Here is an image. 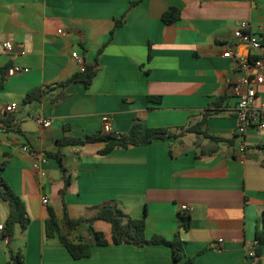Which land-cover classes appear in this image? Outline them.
Wrapping results in <instances>:
<instances>
[{"label":"crops","instance_id":"crops-1","mask_svg":"<svg viewBox=\"0 0 264 264\" xmlns=\"http://www.w3.org/2000/svg\"><path fill=\"white\" fill-rule=\"evenodd\" d=\"M171 7L182 15L167 24L163 16ZM244 22L248 32L264 37V0H0V163H7L1 176L23 199L31 220L26 231L17 227L8 244L0 240V264L9 261L6 247L22 251L26 264H173L167 246L115 245L111 224L102 220L93 225L109 244L75 260L58 237L46 234L49 208L63 217L60 191L66 175L71 218L91 217L113 201L145 220L148 238L171 241L179 234L185 249L179 264H246L264 213V129L239 134L231 86L253 81L256 71L224 57L230 48L250 64L264 60V45L251 50L238 44L235 32ZM7 42L13 51H6ZM14 66L30 71L9 75ZM86 67L98 70L91 87L62 85ZM35 88L48 93L26 104ZM62 93L68 98L54 105L52 98ZM257 93L254 108L262 109L264 84ZM222 97L226 100L207 131L232 145L186 134L108 155L100 154L104 143L63 147V165L48 156L59 150L62 137L102 133L106 119L121 135L136 119L145 131L196 124ZM12 104L17 110L8 113ZM37 116L50 119L51 126L41 127ZM26 145L48 157L40 171L23 151ZM182 212L192 218L188 231L181 228ZM8 214L0 199V225ZM88 235L87 225L75 233ZM260 261L264 264V254Z\"/></svg>","mask_w":264,"mask_h":264},{"label":"trees","instance_id":"trees-1","mask_svg":"<svg viewBox=\"0 0 264 264\" xmlns=\"http://www.w3.org/2000/svg\"><path fill=\"white\" fill-rule=\"evenodd\" d=\"M135 3L132 5V7ZM125 13L123 19L127 16ZM182 15V11L179 7H171L163 16V20L167 24H173L177 22ZM117 20L116 27H120L124 20ZM114 31L112 32V35ZM102 48L100 52L104 50ZM98 70L96 67H86L83 71L74 74L71 78L62 83L63 86L71 83H82L87 88L93 85V82L97 76ZM48 93V90L42 88H35L28 92L25 97V103L31 104L42 100V98ZM68 98L67 94L52 98V103L58 105L64 102ZM150 100L161 101L160 98L150 97ZM225 97L218 98L216 103L212 104L209 109L205 110L202 114L201 120L193 125H187L185 127L172 129V128H149L146 131L143 129L142 122L136 119L130 132L127 135L120 137L114 134L100 133L93 136H87L86 138H74V137H62L58 139L57 144L59 150L55 153H48L49 158L56 159L63 165V154L61 148L67 146H84L93 143H104L105 148L100 151L102 155H108L116 149H128L130 147L146 146L158 140H180L183 139L186 134L202 135L207 139L213 140L217 143L226 142L230 145L233 144L232 140L213 137L208 134L207 126L209 119L219 114L222 107V103L225 101ZM7 163H0V199L6 202L9 207V214L4 224V230L0 236V240L3 238H9V241L15 236L18 226L22 231H26L31 220L28 216V211L23 199L11 188V186L1 176V171L6 168ZM71 184V177L65 176L64 188L60 191L63 198V217L59 218L53 208L48 210V218L46 220V234L48 237H58L69 254L75 260H81L89 258L92 255L93 248L95 246H106L109 244L104 232L98 231L94 228V222L102 220L108 222L112 226L113 231V243L115 245L130 244L138 247L147 245H163L167 246L172 251L173 264H179V262L185 257L184 240L179 234L171 241L165 239L162 236L155 235L148 238L146 235V223L144 219H134L130 215L126 214L115 202L109 201L97 208L95 214L91 217L71 218L68 213L65 196L68 188ZM181 228L188 231L191 228L192 218L186 212L180 214ZM82 225L88 226L89 235L75 236L76 231ZM257 245L255 248V256H247L246 264H261L260 257L264 254V213L260 224V227L256 234ZM10 258L7 264H26L25 255L22 251L14 252L9 251ZM187 264H193L192 261H188Z\"/></svg>","mask_w":264,"mask_h":264},{"label":"built area","instance_id":"built-area-1","mask_svg":"<svg viewBox=\"0 0 264 264\" xmlns=\"http://www.w3.org/2000/svg\"><path fill=\"white\" fill-rule=\"evenodd\" d=\"M249 25L247 23H242L241 27L235 32V38L238 41V44L243 47H247L251 50H260L264 45V37H259L257 35H254L247 31V28ZM5 49L8 52L13 51L14 45L11 42H7L5 44ZM73 57L77 60H79L81 63H83V59L78 56L77 53L73 54ZM225 58H233L237 61H240L243 63L245 67L249 65H253V68L256 71V77L253 81H240L235 82L231 86V94L233 97L236 98V117L239 121V128L238 132L240 135L245 136L248 129L250 127H258L259 129H264V108L262 109H256L254 108V103L257 98V86L264 84V60L262 59H256L253 61L252 64L246 62L247 59L243 56L241 51H233L232 49H228L224 53ZM29 72L30 69L25 68L22 69L19 66H14L9 69V75H14L16 73L20 72ZM17 110V105L12 104L9 105L6 108V111L8 113H13ZM37 123L47 129L51 126V120L45 119L41 116L36 117ZM104 134H114V130L112 128L110 119L105 120V124L103 127ZM114 135L120 137L122 136L120 133L116 132ZM245 145H243V151L245 150ZM23 151L28 153L31 157L34 159L33 168L36 171H40L42 168V165L46 163L49 159L47 156L39 154L35 151H33L30 147L23 146ZM49 203L47 198L43 199V204L47 205ZM183 210H187V206H182ZM4 230V225H0V236L2 234V231ZM2 241H4L6 244L9 243V238H3ZM217 251H221L220 247H215ZM250 256H255V252L250 253Z\"/></svg>","mask_w":264,"mask_h":264},{"label":"rangeland","instance_id":"rangeland-1","mask_svg":"<svg viewBox=\"0 0 264 264\" xmlns=\"http://www.w3.org/2000/svg\"><path fill=\"white\" fill-rule=\"evenodd\" d=\"M5 205H7L8 206V204L5 202ZM7 248V250H8V252L10 251V247H6Z\"/></svg>","mask_w":264,"mask_h":264}]
</instances>
